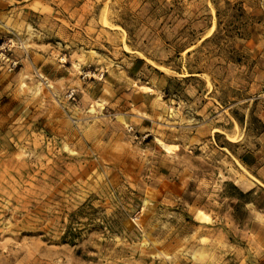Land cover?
Listing matches in <instances>:
<instances>
[{"label": "rangeland", "instance_id": "1", "mask_svg": "<svg viewBox=\"0 0 264 264\" xmlns=\"http://www.w3.org/2000/svg\"><path fill=\"white\" fill-rule=\"evenodd\" d=\"M262 262L264 0H2L0 264Z\"/></svg>", "mask_w": 264, "mask_h": 264}, {"label": "bare ground", "instance_id": "2", "mask_svg": "<svg viewBox=\"0 0 264 264\" xmlns=\"http://www.w3.org/2000/svg\"><path fill=\"white\" fill-rule=\"evenodd\" d=\"M146 87H147V86H146ZM148 88H149V87H148ZM162 145H163L164 148H167V145H165V144H162Z\"/></svg>", "mask_w": 264, "mask_h": 264}, {"label": "crops", "instance_id": "3", "mask_svg": "<svg viewBox=\"0 0 264 264\" xmlns=\"http://www.w3.org/2000/svg\"><path fill=\"white\" fill-rule=\"evenodd\" d=\"M2 0H0V2H1ZM262 264H264V262H262Z\"/></svg>", "mask_w": 264, "mask_h": 264}, {"label": "built area", "instance_id": "4", "mask_svg": "<svg viewBox=\"0 0 264 264\" xmlns=\"http://www.w3.org/2000/svg\"><path fill=\"white\" fill-rule=\"evenodd\" d=\"M15 63H13V65H14Z\"/></svg>", "mask_w": 264, "mask_h": 264}]
</instances>
